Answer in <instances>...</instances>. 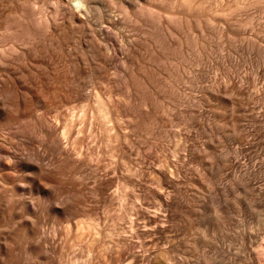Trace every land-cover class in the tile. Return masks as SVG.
Here are the masks:
<instances>
[{
    "label": "rangeland",
    "instance_id": "374dc122",
    "mask_svg": "<svg viewBox=\"0 0 264 264\" xmlns=\"http://www.w3.org/2000/svg\"><path fill=\"white\" fill-rule=\"evenodd\" d=\"M148 2L153 4L151 0L147 1V3L142 0L139 1L141 4H149ZM192 2H194L193 4L196 3V5L199 4V10H203L200 12L206 15L204 16L201 15V13L196 12V14H192L193 12L190 13L195 15L194 17L196 18L200 16H214L212 18L213 25L210 26V23L209 26L207 25V27H203L201 31V29L199 30L198 27L192 23V28L194 29H189L191 30L188 32L189 37L184 36L187 34V31H189L187 28L186 30L183 27V30H180L182 27H178L179 30H176V28L172 29L171 27L172 30H170V28L169 30L173 31L172 37L174 38L171 37L170 32H164L166 34L170 33V37H167L168 35L165 34L166 39H164L168 41L170 38L169 40L171 42L175 39L174 42H177V46L175 44L176 42L173 45V42L171 43L169 41L168 45H170L169 47H171V45H173L172 47H178L181 45L180 51L182 49L186 50V47L189 45L190 48L194 45L192 49L188 47L189 49L187 48L186 50H191V52L182 50V52L185 51L190 54L193 52L194 54L196 53V57L191 54L194 61L193 58L190 56V58L188 57L189 54H186V56L183 53L181 54L179 50L178 52L180 54L178 53V55H176L177 52L174 54L173 51H176V47H174L175 49L171 47L172 52H166L170 49H168V45L165 40L164 43L167 46L163 44L165 47L162 45V50L156 48L155 51L158 50L157 53L151 52L154 51L152 48L158 46L157 44L155 46V43L150 39L153 37L151 33L154 28H150L151 24L148 22L146 24V20L144 21V19H137L142 21L135 20V22H132L135 28H131L133 25L129 27L131 28V34L133 37V51L129 54V61L127 63V65H129L127 66V69L122 66L124 60H126V53L120 46V39L117 42L119 50L115 52L112 57L108 56L109 58H106L107 51L104 50V47H101V45H104L103 43L99 44L100 48L96 44V48L98 47L100 49V53L97 51L99 50L98 48H94L96 49L94 50V46L89 47L91 45L89 42L92 41V32L89 33V31L83 36L85 39L82 38L81 40V45L83 46H79L78 44V47L75 45L76 48H74L77 52L80 51L78 52L79 55L81 54L79 61L84 62L85 60V64L80 62V64H84V67L82 65L81 66L83 68L87 66L86 68L91 70L88 71L89 74L87 75H85L82 71L81 73H83V75L80 74L81 76H88L86 77L88 82H86L87 80L85 77H80L81 81L83 80V83L85 81V85L87 87V89L85 87L84 93L93 90V83H91L93 78L90 76H93L94 74L97 75L95 73V69L93 70V68L97 67L95 63L99 62V64H101L103 61H106V59H109L107 62L102 63V65L104 66L105 64L107 66L105 67L109 70V78L104 81V86L102 85L103 87H101V89L104 94L111 96L109 108L114 121L116 122L118 134L113 138V153L115 154V158H111L106 149L103 150L104 152L100 164L101 167L106 163H109L110 160H114V164L112 163L111 168L113 173L105 179L103 187H116L118 181L121 185L124 186L126 183L130 187V196H128L126 204L129 208L131 206V202L134 201V199H137L135 201V211L133 212H136L134 215V218H137V220H135V223H137L135 225V230H137L139 238L135 236L129 238V234L124 231L128 227V225L125 227V224H127L125 221L127 219H119L116 221L119 210L116 200H114V202L109 199L105 200V198H102L101 195L95 196V194L89 193L86 208H92L94 210L95 214L93 215L92 221H95L97 225L99 224L98 228L102 231L97 240H93V235L87 239L86 236L80 237L78 233L68 234L65 232V228L58 223L57 219L49 216L43 219L44 217H40V214H37V217L34 218L33 216L36 215L28 212L26 214V211L22 212L25 209L20 206V209H15L13 215L10 217L11 219L9 218V220H11L9 221L11 224H9L7 221L8 219H6L7 222H4V226L8 227L6 228L4 226H0V235L5 234L4 246H8L12 243L10 247H8L10 252L9 256L4 253V260L12 262L11 264H19L21 259V248L23 249L24 246V242L22 240L24 238L22 236L19 237L18 233L16 236H13V234H16V231H20L18 228L22 229L23 225L26 226L27 223L30 224L31 217L34 219V222L37 223H35V226L31 220V224L33 223L35 228L37 227V229H40L42 232L39 233L40 235H36V239L40 241V244L41 242L43 243V247L52 251L53 259L49 258L46 262H44L45 260L40 259L43 264H69L71 262H76V264H117L119 262H123L125 264L127 263L126 259L131 254H135V257L128 259L132 264H153L151 260L153 257H156L159 251H170L168 256L173 259L172 260L170 258L171 260H169L172 264H232V261L234 263L238 262L237 260H234L236 259V253H244V251L240 252L242 251L240 249L243 248L240 235L244 229H246L247 232H252L254 235L258 234V241L262 245L261 249L264 250V0H192ZM46 3L45 14L52 16L54 1L45 0V4ZM45 4H43V6ZM75 4V2H71L73 8H75ZM239 5H242V7L238 8L237 6ZM215 9L216 11L224 9L228 14L224 12L225 14L223 16L221 15L222 17L220 15L216 17V15H214L216 13ZM173 10L175 9H172L171 12H173ZM176 10L174 12L178 11ZM214 11L215 13H213ZM225 15L227 16L225 17ZM214 18H217L216 21ZM59 19H61V21ZM58 20V23L63 21L61 16H58ZM240 20H247L249 23L242 25V21L240 22ZM138 22L140 24L144 23L141 26ZM237 22L241 25L238 23L240 25L239 26ZM231 23L234 26L231 25ZM228 24L230 25L228 26ZM227 26L229 28H227ZM224 30H228V33ZM5 34L8 35L7 32H5L4 35ZM191 35L193 38H200V40L197 41L196 39V41H200L201 43L199 42L198 44L196 41L195 43ZM6 37L9 38V35ZM6 37L4 39V50H6L4 51L6 52L4 53L6 54L4 58H8L4 59V61H6L5 64L7 63L6 67L9 66V69L10 67L15 69L17 68L16 71L19 70V73L24 70L22 74L20 73L22 76L26 74V71H28V75H34V70L37 74L39 71H42L41 66V69L39 67H35L38 65L30 61L31 59L29 57H27V61L24 60L25 58L23 57V54H20L24 53V51H30L31 49L28 47H33V42L31 45L29 43H25L29 46L22 43L24 44L23 47L20 42L17 44L11 38L8 40ZM202 38L205 41L201 40ZM73 39L69 41L71 43H69V46L72 44L74 45V43H72L75 42ZM75 39L77 38L75 37ZM182 39L183 44H181ZM184 39L193 40V42L188 45L187 42L191 43V41L186 40L187 42H185ZM177 40H179V43ZM148 42L153 46H150L151 51L149 50L150 48L148 46ZM19 44L23 49L20 46L18 47ZM195 44L199 45L196 46L197 52L194 48ZM200 44L204 45L200 46ZM12 45L18 47L19 49H16L20 53L15 51L17 53L13 52L11 55L8 54L12 52ZM184 45L186 47H184ZM120 47L122 49H120ZM71 48H73V46H71ZM77 48L83 49L77 50ZM90 48L92 52H90ZM13 49H15V47ZM84 49L87 50L88 53L87 51L84 52ZM163 49L165 52H163ZM160 51L162 55L159 53ZM83 52L84 56L82 54ZM95 52H97L98 55L97 53L95 55ZM47 53L48 54L44 53L40 57L37 55L38 59H41L42 56H47L49 57L47 60L50 59L49 61L53 62V59H51L52 57H50L52 56V51L51 53L50 51ZM102 53H106L104 54L105 56H103ZM151 53L152 55L157 54L153 55L155 56L153 57L154 60H152ZM158 53L160 55H158ZM171 53H173L172 58ZM199 53L201 54L200 56L201 59H203V62H201L202 60H199ZM19 55H22V57ZM63 55V57H60H62L63 61L65 60L64 62L67 63H64L61 58V60H59V56L56 57V61L55 57H53L55 62H53L54 65L57 63L55 69L58 71L60 68H63V66L65 69L69 66L70 61L69 58L67 59V56H65L66 52H64ZM163 55L169 56L170 58H167L172 60L168 61L167 59V61H165L166 56L163 58ZM180 55H185V57L182 59ZM88 56L89 58H87ZM96 56H98V58ZM18 57L21 60H19ZM91 57L97 61L95 62ZM9 58L12 60L11 62L9 61ZM85 58H87L88 61ZM162 58L164 60H161ZM177 59L180 61L182 59L181 63H183V66L182 64L180 65V61L178 62ZM189 59H191V61H189ZM197 59L199 60V63L196 62ZM17 60L20 62L22 60L24 61H22V63L19 62L18 64ZM173 60H176L174 61L175 63H179L178 66L176 63V67L179 68L175 67ZM86 61L89 63L88 65L90 67H88ZM187 61L189 62L188 65L186 63ZM192 61L198 64L196 65L192 63ZM24 62H29L32 66L29 68L28 66H30V64H28L24 67L26 65V63L25 65L23 64ZM147 62L148 65L152 64L151 69L154 71L150 69L151 66H148ZM53 63L51 65L54 68ZM145 63V68H143ZM190 63L193 64V67L190 66L192 65ZM5 64L4 72L9 70L5 67ZM67 64L68 66H66ZM14 65L15 67H13ZM184 65L185 67L187 66L186 70L184 69ZM28 68L29 70H26ZM117 68L119 69L117 70ZM189 68L193 71L191 70V72ZM12 70L10 69L9 71ZM124 70H126L127 73L129 70L132 76H134L133 78L130 74L131 81L134 79V84L140 79V81L143 80V78H141L143 76V72L141 71L143 70L144 74L147 73L148 75L149 73L151 75H149L151 79H153L152 75L155 79H159V77L161 78L160 81L162 83L164 82L163 87V84L158 79L157 83L155 79L153 80L156 82L152 81L148 76L151 83H154H152L151 86L157 85L160 87L159 102H157L156 106L151 105L147 106V108L140 103L143 98L141 93L144 91L141 87L140 81L135 84L133 90H131V96L125 93V90L127 89L125 86L130 83V79L129 77L126 78V75L121 77V73H123L122 71ZM49 71H53V69L50 68L47 72ZM62 71H64V68L63 70L61 69V72ZM193 72L197 75V80L195 79L196 75ZM6 73L4 75L8 74ZM27 74L24 77H26L25 79L27 81H30L31 75L27 76ZM192 74L195 75V78ZM27 77L29 78L27 79ZM136 79L137 82L135 81ZM215 83L218 84L222 90H220L221 88L219 89V86ZM54 84L55 82L53 81V85ZM233 85H235L234 88L232 87ZM205 87H207V89ZM239 87L242 90L241 94H237L239 93V90H237ZM134 88L135 90L137 88H140L139 90L142 89V91H139L138 89L136 90L139 91L140 96H142L140 97L141 99H139L138 92L136 93L137 95L135 94L136 91H134ZM209 88L212 89V92H214V88H218L220 91L216 92L215 96L214 94L209 93L211 91L208 90ZM149 89L152 90V87ZM232 91L237 92L236 94L238 97L241 95V98L235 97V93L232 95ZM39 111L40 110L37 112L40 115ZM48 112L46 111L45 113H48L49 115H47L49 117L55 115L53 111ZM87 116L84 118L85 120L83 119L81 122L82 124H79L78 126L83 128L81 135L85 138V143L93 142L95 135H97L96 126L89 124L90 117L89 115ZM243 127L247 131L243 130ZM242 131H244L243 134L245 133L244 138L240 136ZM34 137L35 136H31V140L27 139L29 140L27 145L23 143L21 139L17 145L20 146L23 143L21 146H24L23 148H25V146L28 147L31 142V145L29 146L30 148H25L26 152H28L29 149V151L33 152L41 151L46 156L49 153L47 156L48 159L51 157L53 158L50 151L47 152L46 150H43L44 148L40 146V141H38L36 137L33 139ZM15 139L13 140L16 143L19 138ZM75 140H77V144H80L81 140H79V138ZM33 141L36 143L38 142L39 144L37 143V145ZM91 151L92 150H90V152ZM115 161H117V174H115L113 170V167H115ZM9 167L11 168L12 176L23 177L25 170L15 168L12 160L6 158L4 160V171L9 169ZM92 175L89 174V172L87 175L86 172L85 177L76 178L74 179L76 181L73 180L70 184L67 183L68 185H66L68 187L72 186L71 188L74 187L75 189L77 187H86L83 190L85 192H89L92 187H95ZM246 179L251 182L252 187H248L245 184L247 181ZM5 182L4 189L8 191L7 193L12 194L9 188L10 184ZM30 184L32 188V183L27 184V186L30 188ZM157 187L165 188L164 190L168 193L166 195L170 201L169 206L164 208L160 207L158 200L159 196L156 191ZM22 190L18 191V194H20L22 198H26L30 202L33 201V204L42 203L41 206H45L44 208L48 206L46 204L48 201H46L45 197L43 196L44 201L41 200V195H39L35 190L31 189V191L33 190L32 192L30 191L31 193H28L27 190ZM77 194L82 196V193L77 192ZM220 207L221 209L224 208L223 211L227 217V221L224 222V224L220 223L216 214L213 212L214 209ZM39 210H41V208ZM18 211L20 214L22 212L21 216ZM24 214H26L27 218L30 219L26 218L27 221L24 219L21 221L22 219L20 220V218L26 216ZM158 214H160V216H158ZM161 215L166 217L163 216V219ZM113 219L116 221L114 235L117 241L110 239V234L113 233ZM41 221H43L42 224ZM20 224L22 225L20 226ZM37 225H41V227L38 228ZM161 225H163V229L161 228ZM139 239H141L140 242H138ZM141 242L142 244L139 246L138 243ZM143 247L144 249H142ZM258 248H246L247 253L249 251L248 260L253 258L252 261H254V264L255 262L256 264H264V254L261 252V249ZM105 249L107 250L104 251ZM230 252L231 255H229ZM247 253L245 254L248 255ZM232 254L235 256H232ZM40 260L39 262L33 260L30 261L34 264H42ZM236 264L243 263L240 261Z\"/></svg>",
    "mask_w": 264,
    "mask_h": 264
},
{
    "label": "bare ground",
    "instance_id": "6f19581e",
    "mask_svg": "<svg viewBox=\"0 0 264 264\" xmlns=\"http://www.w3.org/2000/svg\"><path fill=\"white\" fill-rule=\"evenodd\" d=\"M51 1H54V10L52 9V11H53L52 16L45 14L46 13L45 12L46 11L45 10L46 5L48 3V1H47V3L45 4V0H0V226H4V222L11 221V220H9V218L13 215L15 209L22 206V208L25 209L22 212L26 211L25 212L26 214L28 212V213H32V214L36 215V216H33L34 218L37 217V214L38 215L40 214L39 216L42 218L44 217L43 219H45L47 216L57 219L58 223L61 226H63V228H65V232H67L68 234L78 233V235L80 237L86 236L87 239H89L90 236L93 235V240H97L100 237V234L102 233V231L98 228L99 224L97 225V223H95V221H92L93 215L95 214L94 210L92 208H86L87 201L89 198L88 194L90 193V194H95V196L101 195L102 198H105V200L109 199L110 201L112 200L113 202H114V200H116V202L118 203V207H119L118 218L116 219V221L119 219H121V220L127 219L125 221V223H127V224H125V227H126V225H128V227L124 231L129 234L128 235L129 238H132L133 236L139 238L137 230H135L136 229L135 225L137 224V223H135V220H137V218H134V215L136 214V212L135 213L133 212V211H135V206H136L135 201L137 199H134V201L131 202V206L129 208L127 207V204H126L128 201L127 198H128V196H130V187L126 183L124 186L121 185V183L119 181L117 182L116 187H103L105 179L107 177H109V175L111 173H113L111 171V168H112V163L114 164V160H110L109 163H106L102 167L100 166L101 158H102V155L104 152L103 150L106 149L109 156L111 158H115V154L113 153V148H114V139L113 138L118 134L116 122L114 121V118H113L111 111H110V108H109V102L111 101V96L104 94L103 90L101 89V87L104 86L103 85L104 81L108 80V78H109L108 77L109 76V70H108V68H106L107 66L105 64L103 66L102 63L107 62L109 59L108 60L106 59V61H103L102 63L100 62L101 64H99V62H97L98 64L95 63L97 65V67H95L96 65L94 64L95 68H93V67L92 68H93V70L95 69V73L97 75L94 74L92 76L90 74L91 75L90 77L93 78V79L91 78L92 79L91 83H93L92 84L93 90L88 91L87 93H84V89H85L86 85H85V81L83 83L82 82L83 80L81 81L80 77L84 78L85 76H81L80 74L83 75V73H84L85 75H87V74H89L88 71H91V70H88V68H86L87 66H85L86 69L83 68L84 64H85V60L83 59L84 57L82 58L84 60V62L79 61L81 54L80 55L78 54V52H80V51L77 52L76 50H74V48H76L75 45H77V47H78V44H79V46H83V45H81L82 44L81 43L82 38L85 39V37H83V36L88 31H89V33L92 32L91 33L92 41L89 42V40H88V42L91 43V45L89 44L90 45L89 47L94 46L93 47V49H94V48H96V44L99 46V44L103 43L104 45L103 46L101 45V47H104V50L107 51V56H106V58H107L108 56L112 57L113 54H115V52H117L119 50V48L117 46L118 45L117 42L120 39V44H121L120 46L123 48V51H125V53H126V60H124L122 66L126 67V69H127L128 68L127 66L129 65V64L127 65L128 61H129L128 60L129 54L133 51V37L131 34L132 33L131 28H135L134 25L132 24V22H135V20L144 19V21L146 20V22H145L146 24H147V22L151 24L150 28L151 27L154 28V30L151 29L153 31L151 33L153 37H151L150 39L152 42L155 43V46L157 44L158 47L152 48V50H154V51H151L150 46H152V45H150V43H149L150 41L148 42V46H149V48H150L149 50L151 52L157 53L158 50L155 51V49L156 48H159V49L162 48V45L165 44L164 42L166 41L165 40L166 35H168L167 37H170L169 34L171 33V37H172L173 31H170V30L175 29V28H176V30L177 29L179 30L180 27H182V29H180V30H183V27L185 29L187 28L189 30L193 27V25H195L196 27H198L199 30L201 29V31H202V28L205 26L207 27V25L209 26L210 23H211L210 26L213 25L212 24L213 23L212 18L214 16L210 17V15H209L208 17H204L206 14H203L202 12H200L203 10L202 9L199 10V8H200L198 6L199 4L198 5H196V3L193 4L194 2H192V0H151V2H153V4H150L149 2H148L149 4H146L147 1H149V0H142V1L146 2L144 4L139 3V1H141V0H51ZM71 2L76 3L75 8L72 7ZM43 4H45V5L43 6ZM226 6H225V8H226ZM5 7H7V8H5ZM237 7L241 8L242 5H239ZM155 8H158V9H155ZM171 8L175 9V10L177 9L178 11L176 10L177 12H174L175 10H173V12H171L172 11ZM215 11H216V9H215ZM215 11L213 13H215ZM190 12L191 13L193 12L192 14H194L195 12L201 13V15H204V16L201 17L200 15H198V16H200V17L197 16L198 18H200V19H198V18L194 17L195 15H192ZM224 12L226 13V10H224V9L220 10V11L217 10L214 15H216V17H218V15L223 16L225 14ZM226 14H228V13H226ZM58 16H61L62 20H63L60 23L57 22ZM226 16L227 15H225V17ZM216 19L217 18H214L215 21H216ZM59 20L61 21V19H59ZM4 21H5V23H4ZM137 21H142V20H137ZM241 21L242 20H240V22ZM248 21H250V20H248ZM192 23H194V24L192 25ZM238 23L239 22H237V24ZM241 23H242V25H244L245 23H249V22H247V20H244ZM134 24H136V23H134ZM142 24H140V25L142 26ZM150 24H148V25H150ZM132 25H133V27H131ZM140 25H138V26H140ZM229 25L230 24H228V26ZM231 25H233V24L231 23ZM228 26H227V28H229ZM129 27H131V28H129ZM171 27H172V29H171ZM4 28H5V32H7L9 35V38H11L17 44H18V42H20V44H22V43L28 44L29 43L31 45L33 42V44H32L33 47H28L31 49V50L29 49L30 51H24V53L18 52L16 48H18L20 46V44H19L18 47H16L15 45H12L15 47L16 50L13 49L14 47L11 46L12 52H10V53L7 52L8 54L11 55V53L17 51L18 53L23 54V57L25 58L24 60H27V57H29L31 59L30 61H32V62H34V64L38 65V66H35L33 64L35 67H39V68H40V66L42 67V71H39L38 74L34 70L33 71L35 73L34 75L33 74L28 75L27 74L28 71H26L27 76L31 75L30 81H27L25 79L26 77H24V76L26 74H24V76L21 75L24 72L23 67H22L23 72L20 70L21 74L19 73V70L16 71L17 68L15 69V68L10 67L11 70L12 69H15V70L9 71L10 70L8 68L9 66L6 67L7 63L5 64L6 61H4V59L6 58V57L4 58V56H6V54H4V53H6V52H4V51H6V50H4V48H5L4 47V42H5L4 39L8 35H6V34H5L6 36L4 35V33H5ZM169 28H170V30H169ZM192 29H194V28H192ZM132 30H134V29H132ZM150 31H149V33H150ZM184 31H182V32L185 33L186 31L185 32ZM190 31L191 30L187 31V34H185L184 36L189 37L188 32H190ZM226 31L225 32L228 33V30H226ZM139 32H140V30H139ZM164 32H170V33L166 34ZM192 32H194V31H192ZM87 36H89V35H87ZM173 36H174V34H173ZM75 37L77 39H75ZM185 37H183V38H185ZM191 37L193 38L192 35H191ZM9 38H7V39L9 40ZM172 38H174V37H172ZM194 38H193V40L195 42L197 38H195V39ZM39 39H40V41H39ZM72 39L75 41V42H72V43H74V45L73 44L71 45V46H73V48H71V46H69L71 44L69 41ZM169 39H168V41L171 42ZM179 39H180V37H179ZM189 39H184V41L187 42ZM174 40L172 41L173 45L176 42V41L174 42ZM193 40L192 41L189 40V41H191V43L187 42V44L188 45L192 44ZM198 40H200V38L197 39V41ZM201 40H203V38ZM168 41H166L167 45H168ZM177 41L179 43V40H177ZM203 41H205V40H203ZM199 42H197V43L199 44ZM11 43L14 44L13 42H11ZM154 43H152V44H154ZM180 43H181V40H180ZM24 44H22L23 47H24ZM27 44H25V45L29 46ZM175 44L177 46V42ZM181 44H183V39H182ZM173 45H171V47ZM185 45H184V47H186ZM203 45L200 44V46H203ZM87 46H88V44H87ZM169 46L170 45H168V49H170V50L166 51L168 53L172 52V49ZM176 46H174V47H176ZM193 46L194 45H192V48H193ZM196 46H199V45L195 44V47H194L195 50L197 49ZM121 47H120V49H122ZM174 47H172V48L175 49ZM180 47H181V45L176 47L177 49H176V51L174 50L175 52L173 51V53L175 54L177 52L176 55H178L179 52H181V54L183 53L185 55L189 54L188 57L190 56L191 58H193L191 54H193L194 56L196 55V53L194 54V52L191 54L186 53L188 51L191 52V50L186 51L188 47L190 48V45L188 47H186V50L182 49V50H185L186 52L185 51L182 52V50L180 51V49H181ZM99 48H100V46H99ZM192 48H190V49H192ZM82 49L77 48V50H82ZM86 49H88V48H86ZM96 49H94V50H96ZM164 49H166V48H164ZM178 50H179V52H178ZM21 51H23V50H21ZM49 51H50V53L52 51V54H51L52 56H50V57H52L51 59H53V62H54L53 57H55V61H56V57H58V56H59L58 59L61 60L62 57L64 56L63 55L64 52H66L65 56H67V59L69 58V61H70L69 66H68V64L66 65V66H68L67 69H65V67L62 64L64 71L61 72V69L63 70V68H60L58 71L57 69H55L56 68L55 66L57 65V63H56V65H54L55 62L53 63L52 61H49L50 59L47 60V58H49L47 56L46 57L42 56L41 59H38L37 55L40 57L44 53L48 54L47 52H49ZM85 51H87V50L84 49V52ZM97 51L100 53V49ZM17 52H15V53H17ZM84 52L82 53L83 56H84ZM90 52H92L91 48H90ZM163 52H165V50ZM196 52H197V50H196ZM87 53H88V51H87ZM96 53L97 52H95V55H96ZM159 53H161V51ZM159 53H158V55H160ZM173 53H171V58H172ZM200 53H201V51H200ZM200 53H199V56L201 55ZM104 54H106V53H104ZM104 54H103V56H105ZM87 55H90V54H87ZM97 55H98V53H97ZM151 55H152V53H151ZM153 55H157V54H153ZM153 55L151 56L152 60H154L153 57H155ZM161 55H162V53H161ZM185 55H180V56L183 59L185 57ZM197 55H198V53H197ZM60 56H62V57H60ZM103 56H102V58L104 59ZM165 56L166 55H163V58H165ZM180 56H179V58H180ZM20 57H22V55ZM96 57L98 58V56H96ZM167 57H169V56H166L165 61H167V59H168ZM173 57H176V56H173ZM87 58H89V56ZM87 58H85V59H87ZM100 58H101V56H100ZM156 58H158V57H156ZM163 58L161 60H164ZM6 59H8V58H6ZM18 59L21 60L19 57H18ZM174 59H176V58H174ZM178 59H177V61L179 62L180 60H178ZM182 59L180 61V65L182 64V66H183V63H181ZM19 60H17L18 64L20 62ZM24 60H22V61H24ZM169 60H172V59H168V61ZM199 60H202L201 62H203V59H201V56H200ZM199 60L197 59L196 62H198ZM9 61L11 62L12 60L10 59ZM22 61L20 63H22ZM62 61H63V59H62ZM87 61H88V59H87ZM94 61L96 62L97 60H94ZM98 61H101V60H98ZM174 61H176V60H173V63H175ZM189 61H191V59H189ZM193 61H194V58H193ZM193 61H192V63H194ZM10 62H9V64H10ZM26 62H24L23 64L25 65ZM50 62L53 63L54 68L51 65L52 63H50ZM80 62H83L84 64H82V63L80 64ZM64 63H67V62H64ZM171 63H172V61H171ZM176 63H175V67H176ZM186 63L188 65L189 62L187 61ZM186 63L184 62L185 65H186ZM192 63H190V64H192ZM4 64H5V67L7 69H9L8 71L6 70V72L8 74L6 72H4L5 71L4 70ZM28 64H30V63L29 62L26 63V65L24 67H26ZM88 64L89 63L87 62V65ZM178 64L179 63H177V66H178ZM194 64H196V63H194ZM145 65H146V63L143 65L144 67L143 66L142 67L145 68ZM147 65H148V62H147ZM151 65H148V66H151ZM185 65H184V67H185ZM196 65H194V66H196ZM21 66H20V69H21ZM31 66L32 65L30 64V66H28V67L30 68ZM190 66L193 67V64ZM13 67H15V65ZM59 67H57V68H59ZM88 67H90V66L88 65ZM124 67H123V69H124ZM186 67L184 68L185 70H186ZM29 68L26 70H29ZM50 68H52L53 71L47 72V70L48 69L50 70ZM151 68H152V66L150 67V69ZM176 68H179V67H176ZM190 68H189V70H190ZM118 69L119 68H117V70ZM151 70L154 71L153 69H151ZM30 71H31V69H30ZM81 71L83 73H81ZM122 72L123 73H121V77L126 75V78L129 77V79H130V83L127 84L128 86L127 85L125 86L127 88L125 90V93L127 95L131 96V92H132L131 90H133V87L135 86V84H137L141 79L138 82L136 79L135 81L137 83L134 84V82H133L134 79H132V81H131V77H130L131 72L129 70H128V73L126 70H124ZM141 72H143V74L140 73L143 75L141 77V78H143V80L140 82H141V87L144 91H142V89L139 90L141 87L139 89L138 88L137 89L139 91H142L141 95H143V98L142 99L140 98L142 96H140L139 91H136L137 89L135 90V88H134V91H136L135 94L138 92L139 99H141L140 103L143 106H146V107L151 106V105L156 106L157 102H159L158 100H159V96H160V94H159L160 93L159 92L160 87L157 85L151 86V84L153 83V82L151 83V80L154 81L153 79H155V77L153 75H152L153 79H151V77H150L151 75L149 73H148V75H147V73L144 74V70ZM5 73L7 75H4ZM155 73H156V71H155ZM195 75H193V77ZM131 76H132V74H131ZM148 76L150 77L151 80L148 79ZM86 77H88V76H86ZM86 77H85V79H86ZM132 77L134 78V76H132ZM195 77L194 78L197 80V75ZM28 78L29 77H27V79ZM156 78H157V75H156ZM157 79H155V80L157 81ZM160 79L161 78L159 77L158 80L160 81ZM52 80L55 82L54 85H53ZM149 80H150V82H149ZM156 81H154V82H156ZM86 82H88V80ZM157 83H158V81H157ZM162 84H160V85H162ZM216 85H218V84H216ZM89 86H91V85H89ZM163 86H164V84L162 85V87ZM213 86H214V84H213ZM234 86L235 85H233L232 87L234 88ZM151 87H152V90L149 89ZM170 88H171V86H170ZM205 88L207 89V87H205ZM220 88L221 87L219 86V89ZM86 89H87V87H86ZM219 89L214 88V90H213L214 92H212V89H210V88L208 90H211L209 93L214 94L216 96V92H219L220 90H222V88L220 90ZM231 90H232V88H231ZM231 90H230V92H231ZM237 90H239V93L232 91V95H234V93L235 94L236 93L237 94L242 93V90L240 89V87ZM162 91H161V93H162ZM237 94L235 97H238ZM247 95H248V93H247ZM242 96H243V94H242ZM180 99H182V98H180ZM238 100L241 101L240 99H238ZM198 101H199V99H198ZM236 101H237V99H236ZM192 102H193V100H192ZM196 104H197V102H196ZM243 106H244V104H243ZM78 109L80 112L78 111ZM38 110L43 111V112L39 111V113H40V115H39L37 112ZM46 111L47 112L53 111V113H55V115H52V117L51 116L49 117L48 116L49 112L47 113L48 114L47 115L45 113ZM87 115H89V117H90V123L89 124L96 126L97 135H95L93 142L85 143V140H84L85 138L81 135L83 128H81V126L80 127H78V126H79V124L80 125L82 124L81 122L83 121V119ZM261 127H262V125H261ZM243 130H246V129H244V127H243ZM243 132L244 131L241 132L240 136L244 138L245 133L243 134ZM259 132H257V133H259ZM247 134H248V132H247ZM31 136L32 137L35 136L38 139V141H40V143H41L40 146H42L44 148L43 150H46L47 152L50 151L51 156H53V158L51 157L48 159L47 156L49 153L47 154L45 152L47 154V156H46L45 154H43V152L40 151L41 152L40 153V152L36 151L37 150L36 148H34V149H36L35 150L36 152L29 151L30 149L28 150V152H26L25 148L26 149L30 148L29 146L31 145L30 144L31 142L29 143V146L28 147L25 146V148H23L24 146H21V145L23 143H25L27 145L28 141H29L27 139L31 140L32 139ZM248 136H250V135H248ZM35 137L33 139H35ZM255 137H256V135H255ZM15 138H17V139L19 138L16 141V143L13 140ZM78 138H79V140H81L80 144L76 143L77 140H75V139H78ZM80 138H83V139H80ZM20 139L23 141V143L20 146H18L17 144L19 143ZM34 143H36V142H34ZM40 146H39V149H40ZM90 150H92V151L90 152ZM6 158L12 160L15 168H19L20 170H25V173H24L22 178L12 176L10 167L6 171H4V160ZM116 164H117V161H115V165H114L115 167H113L115 174H117ZM244 165H246V164H244ZM86 172H87V175H88V172L91 175L93 174L92 176H93L94 182H95V187H92L89 190V192H85L83 190L86 187H77L75 189L74 187L71 188L72 186L71 187L67 186L74 179L80 178V177H85ZM242 180H244V179H242ZM74 181H76V180H74ZM4 182L10 184L9 188H10V191L12 194L7 193L8 191H6L4 189V186H5ZM29 183H32V185H33L32 188H31V184H30V188L27 186V184H29ZM245 184L248 187H252L251 182L249 180H247L245 182ZM65 186H67V187H65ZM22 189L27 190L28 193L31 191V189L35 190L39 195H41L40 196V197H42L41 200H43V196L45 197L46 201L49 202V204H48V202L46 203L48 206L46 208H44L45 206L44 207L41 206L42 203L33 204L32 203L33 201L30 202L28 199L22 198L21 195L18 194V191L22 190ZM164 189L165 188H162V187H157V189H156V191L158 192V196H159L158 197L159 205H160V207H163V208L169 206V202H170L168 199V196L166 195L168 193H166ZM77 192L82 193V196H79L77 194ZM263 195H264V193H263ZM37 200H38V198H37ZM170 204H172V203H170ZM179 204H181V203H179ZM174 206H175V204H174ZM38 207H39V209L41 208V210H39ZM223 209H221V207H220V208H216L213 210L214 214H216L217 219L220 221L221 224L222 223L224 224V222L227 221L226 220L227 217L224 214ZM161 210H162V208H161ZM22 212H21V214H22ZM21 214L19 212L20 216H21ZM26 214H24V215H26ZM28 215H31V214H28ZM158 216H160V214H158ZM161 216L163 218L164 215H161ZM164 217H166V216H164ZM26 218H27V215L23 216V218L21 217L20 220L22 219L21 221H23V219L26 220ZM6 219H8V220L6 221ZM27 219H30V218H27ZM31 220L33 221L34 224L36 223V222H34V219H32V217H31ZM31 220H30V224L27 223L26 226L23 225L22 229L18 228L20 231H18V232L16 231L15 232L16 234H13V236H16L18 233L19 237L22 236L24 238L22 240L24 242L23 249L21 248V253L19 252L21 254V259L19 261V264H34L30 260L39 262L40 259L41 260L43 259V260H45L44 262H46V260L48 261L49 258L53 259L52 251L46 247H43V245H42L43 243L41 242V244H40V241L36 239V237H37L36 235H40L39 233H42V232L40 231V229L38 230L37 227L35 228L37 223L35 224V226L33 225V223L31 224V222H32ZM116 221L114 219L112 221L113 233L110 234V239L113 241H117L115 238V235H114ZM17 222H15V223H17ZM42 223H43V221H41V224ZM9 224H11V223L9 222ZM21 225L22 224H20V226ZM145 225H146V223H145ZM4 227H6V226H4ZM39 227H41V225H39L38 228ZM161 228L163 229V225H161ZM93 232H94V234H93ZM4 235L5 234L0 235V264H11L12 262H8L7 260H4V253H6V255L9 256L10 252H9L8 247H10V245L12 243L8 246L7 245L4 246V242H5L4 241ZM9 235H11V234H9ZM257 235L256 234L254 235L252 232H249V231L247 232L246 229H244L242 231L240 238H241V244H242L243 248L241 247L242 249H240V250H242V251H240V252L244 251V253H239V254L236 253L237 255H236V259H234L235 261L236 260L238 262L241 261V263H243V264H254V261H252V259H253L252 257H251L252 259L248 260L249 259V254H248L249 251L247 253L246 248L249 249V248H254V247L258 248L259 247L261 249L262 245L259 243V241H258L259 236L257 237ZM19 237H18V239H19ZM40 238H42V237H40ZM45 239H47V238H45ZM22 241H20V242H22ZM140 241H141V239H139L138 242H140ZM6 242H7V240H6ZM138 244L140 246V244H142V242L138 243ZM144 247L142 249H144ZM4 248H5V251H4ZM158 249H160V248H158ZM106 250L107 249H105L104 251H106ZM164 252L159 251V253H158V251H157L158 254L157 255L155 254L156 257L155 258L153 257V259L151 258L152 263L153 264H172L169 262V260H171L172 258L170 256H168L169 255L168 253L170 251H168V252L166 251L165 253ZM261 252L264 254L263 249H261ZM245 253H247L248 255H246ZM229 255H231V252ZM233 255L234 254H232V256ZM132 257H135V254H131L130 256H128V258L126 259L127 263H125V264H132L131 261L128 260L129 258L132 259ZM144 257H145V255H144ZM146 258H147V256H146ZM10 261H11V259H10ZM12 261H13V259H12ZM238 262L234 263L232 261V264L233 263L236 264ZM41 263L43 264L42 261H41ZM69 264H76V262H71ZM117 264H124V263L119 262ZM255 264H256V262H255Z\"/></svg>",
    "mask_w": 264,
    "mask_h": 264
}]
</instances>
